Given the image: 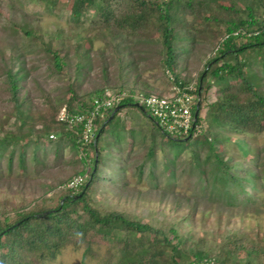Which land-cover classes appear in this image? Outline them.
Returning a JSON list of instances; mask_svg holds the SVG:
<instances>
[{
	"label": "trees",
	"instance_id": "obj_1",
	"mask_svg": "<svg viewBox=\"0 0 264 264\" xmlns=\"http://www.w3.org/2000/svg\"><path fill=\"white\" fill-rule=\"evenodd\" d=\"M71 1L75 26L71 36L78 46L86 39L87 48L84 53L76 48L80 60L74 68L75 79L67 86L69 99L64 103L48 97L36 105L32 86L39 82L34 71L42 63L33 65L29 55L43 54L47 66L42 76H68L71 60L62 47L44 40L32 25L35 16L31 14L53 15L61 0H0V7L7 10L0 12L4 19V31L0 32L4 41L0 43V182L34 180L47 170L73 167L72 174L55 186L46 200L22 203L0 214V264H45L71 247L83 250L86 257L101 259L102 264H264V240L255 233L227 231L214 251L207 238L186 227L200 204L257 212L264 207V11L258 15L256 4L264 7V0H243L242 9L237 0H213L230 15L222 20L209 14V0ZM197 10L207 12L203 17L206 28L212 20L226 26L220 31L214 55L205 61L196 79L201 102L189 140L166 133L139 107L129 105L137 95L148 94L137 83L94 91L98 97L107 91L129 93L121 103L125 107L111 119L114 108L105 109L96 118V142L83 144L81 125L70 127L58 120L64 104L74 113L93 107L89 94H80L75 87L89 64L85 59L92 40L81 32L88 31L87 21L139 44L148 40L146 33L156 32L165 71L173 76H167L170 88L191 82L177 71L178 47L179 38L188 43L183 55L199 47L196 32L203 24L190 29L185 17L186 12L196 14ZM239 30L259 33L235 35ZM203 60L205 55L197 59ZM254 60L261 69L253 65ZM126 62L121 72L132 66L134 59ZM209 77L222 92L203 113ZM108 138L115 144L118 168L116 175L102 178V154ZM67 147L70 157H66ZM82 150L92 154V166L84 158L75 159ZM79 174L86 175L83 185L76 191L67 189L65 185ZM142 184L172 196L176 207H186L188 214L163 227L131 219L127 210L104 205L97 196L102 191L125 192ZM56 194L59 201L51 206L49 201ZM103 243L106 253L101 255Z\"/></svg>",
	"mask_w": 264,
	"mask_h": 264
},
{
	"label": "rangeland",
	"instance_id": "obj_2",
	"mask_svg": "<svg viewBox=\"0 0 264 264\" xmlns=\"http://www.w3.org/2000/svg\"><path fill=\"white\" fill-rule=\"evenodd\" d=\"M237 1L238 8H244V1ZM208 4L211 7L209 14L217 16L220 20L230 18L228 13H224L218 8L215 1L209 0ZM256 4L259 6L257 10L259 15V13L261 14L264 11V7L257 2ZM71 8V0H61L53 15L44 12L31 14V16H35L32 25L38 33L43 35L44 40L55 48L62 47L71 60L68 76L62 78L58 75L43 74L44 76H42L47 66L43 54L29 55L28 61L33 65H36L37 61L42 63L34 71V76L39 82V85L32 86V96L36 105L42 104L48 97L62 99L64 103L70 97V94L66 92L67 86L72 79H75L74 68L80 60L76 48L78 47L80 53H84L87 48L86 39L80 40L81 44L78 46V40L75 36H71L75 32V26L71 22ZM5 11H7L6 8L0 7V12L5 13ZM206 13V11L203 13L199 10H197L196 14L185 13L190 29L199 27L201 23L203 24L199 31L196 32L200 38V45L195 48L193 53L191 51L189 55H183L184 51H187L188 43L185 39L179 38L178 48L180 53L177 71L181 72V77L190 79L191 82L195 83L205 61L214 55V47L221 37L220 31L226 26L225 23L221 24L212 20L208 22L209 25L206 28L203 22V17ZM3 24L4 19L0 17V32L4 31ZM85 25L89 28L88 31L81 32H83L84 37L87 36L92 40V46L85 59L89 64L86 66L84 75L75 82L78 93L89 94L88 98L92 99L96 96L94 91L97 89L136 83L138 87L144 88L148 93L164 94L170 90L171 87L169 88L167 76L172 79L173 76H171L170 72L165 71L163 59L158 51L161 41L156 32L146 33L148 40L139 44L133 43L137 42L135 39H126L125 35L115 37L105 29L90 26V21H87ZM202 29L205 30L202 31ZM181 36L183 37L184 34L181 33ZM0 43L3 44L4 41L0 40ZM34 44L36 45V43ZM203 55H205V60L198 62V57ZM131 59H134V64L130 67H125L123 72H121V67L124 65L123 62L126 64V61ZM259 61H262V58ZM252 63L261 69L258 60L257 62L254 60ZM30 82H26V85H31ZM206 83L209 84V90L207 99L204 101L203 113L208 109L209 103L215 101L222 92L212 77H209ZM65 105L62 109L66 107ZM207 126V123L204 124V128H207ZM107 145L106 151L102 154L103 169L100 173L102 178L103 175L104 178L116 175L118 168L115 144L108 138ZM173 147L175 148L174 145ZM65 153L66 157H70L69 147L66 148ZM81 154L75 156V159L83 158ZM90 160L92 161L90 162ZM87 161V163L90 162L91 166L93 165L92 154L90 156L87 155ZM63 166L65 167L43 172L38 179L22 180L12 178L0 182V214L4 211L8 213V209H12L22 203H31L36 199L46 200L44 197L49 198L48 196L52 193V189L72 174L71 168L73 167ZM111 192L110 190L100 192L97 195L100 198V202L107 206L127 210L131 219H141L165 227L188 214L186 207H176L172 196H163L149 189L144 184L125 192L119 189ZM52 199L49 204L55 206L59 201V194H56ZM186 227L194 230L196 235H202L207 238L211 249L214 251L224 240L227 231L231 230L255 233L264 240V207L260 212H257L253 209H227L209 204H200L197 206L196 214L192 218L191 223L186 221ZM100 253L101 255L106 253V245L104 243ZM45 264H102V260L86 257L83 254V250H76L71 247L64 250L56 259L46 261Z\"/></svg>",
	"mask_w": 264,
	"mask_h": 264
},
{
	"label": "built area",
	"instance_id": "obj_3",
	"mask_svg": "<svg viewBox=\"0 0 264 264\" xmlns=\"http://www.w3.org/2000/svg\"><path fill=\"white\" fill-rule=\"evenodd\" d=\"M264 18V14L262 15ZM240 33L258 34L259 32L247 33L245 30L236 31ZM197 84L191 82L185 85L173 84L170 90L164 94L148 93L137 95L134 102L140 103L157 121L166 133L177 134L183 137L188 136L193 131L195 124L194 113L197 107L198 94ZM129 96L128 92L115 93L107 91L104 97L95 96L92 98V109L85 113H74L64 107L58 114L60 122L67 123L70 127L82 126V142L89 144L95 140V120L103 114L105 109H112L121 105L122 101ZM51 137H55L51 135ZM81 157L87 160V154L82 150ZM91 162V160H90ZM89 162V163H90ZM85 175L79 174L70 180L65 187L76 191L85 182ZM202 264H213L205 262Z\"/></svg>",
	"mask_w": 264,
	"mask_h": 264
},
{
	"label": "water",
	"instance_id": "obj_4",
	"mask_svg": "<svg viewBox=\"0 0 264 264\" xmlns=\"http://www.w3.org/2000/svg\"><path fill=\"white\" fill-rule=\"evenodd\" d=\"M200 102H201V93H199L198 94V100H197V107H196V110H195V113H194V120H195V123H196V121H197V117H198V113H199V107H200ZM129 105H135V106H137V107H139L149 118H151V119H153L154 121H156L155 120V118L140 104V103H138V102H134L133 104H129ZM125 107V105H118V106H116L114 109H113V111H112V114H111V117H110V119L115 115V113L117 112V111H119L120 109H122V108H124ZM156 123H157V121H156ZM195 128V124H194V126H193V129ZM191 134H189L188 136H186V137H184V138H181L180 140L181 141H187V140H189L190 138H191ZM97 139H98V136H96L95 137V142L97 141ZM89 185V182L87 183V186ZM49 212V211H48ZM48 212H45L44 214H48ZM5 232H2V234H4Z\"/></svg>",
	"mask_w": 264,
	"mask_h": 264
}]
</instances>
